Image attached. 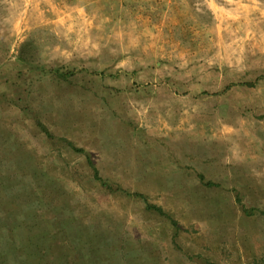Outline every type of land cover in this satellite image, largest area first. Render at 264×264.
<instances>
[{"label": "rangeland", "instance_id": "374dc122", "mask_svg": "<svg viewBox=\"0 0 264 264\" xmlns=\"http://www.w3.org/2000/svg\"><path fill=\"white\" fill-rule=\"evenodd\" d=\"M0 264H264V0H0Z\"/></svg>", "mask_w": 264, "mask_h": 264}, {"label": "trees", "instance_id": "16d2710c", "mask_svg": "<svg viewBox=\"0 0 264 264\" xmlns=\"http://www.w3.org/2000/svg\"><path fill=\"white\" fill-rule=\"evenodd\" d=\"M158 210V209H157Z\"/></svg>", "mask_w": 264, "mask_h": 264}]
</instances>
